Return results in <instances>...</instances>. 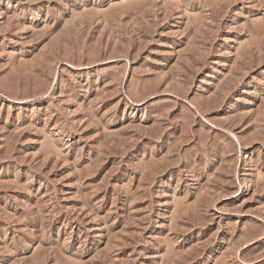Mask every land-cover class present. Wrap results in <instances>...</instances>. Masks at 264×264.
Returning <instances> with one entry per match:
<instances>
[{
    "label": "rangeland",
    "instance_id": "374dc122",
    "mask_svg": "<svg viewBox=\"0 0 264 264\" xmlns=\"http://www.w3.org/2000/svg\"><path fill=\"white\" fill-rule=\"evenodd\" d=\"M0 264H264V0H0Z\"/></svg>",
    "mask_w": 264,
    "mask_h": 264
}]
</instances>
